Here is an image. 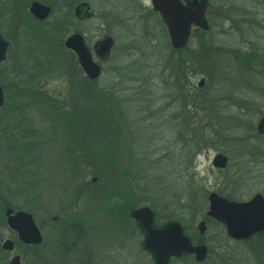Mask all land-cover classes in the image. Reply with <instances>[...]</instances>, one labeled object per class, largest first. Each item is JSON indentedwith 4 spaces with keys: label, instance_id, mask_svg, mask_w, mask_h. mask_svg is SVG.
Here are the masks:
<instances>
[{
    "label": "rangeland",
    "instance_id": "obj_1",
    "mask_svg": "<svg viewBox=\"0 0 264 264\" xmlns=\"http://www.w3.org/2000/svg\"><path fill=\"white\" fill-rule=\"evenodd\" d=\"M90 1L99 16L84 29L89 35L100 34L107 19L115 41L113 56L101 63L103 71L92 86L76 73L74 60L60 46V39L38 30L33 43L18 42L26 60L16 62L14 70L8 58L0 63L5 97L0 108V264H8L15 254L21 257V264H151L139 250L142 236L130 220H121V229L113 221L100 220L99 228L105 232L94 228L97 234L84 229L88 242L82 247L90 257L81 261L74 259L75 251L70 250L71 232L64 236L58 232L53 237L48 227L41 246L16 245L13 252H4L2 240L17 242L6 225L3 205L13 193L19 197H14L15 207L26 211L22 199L34 207L29 213L38 227L45 214L60 218L59 224H86L93 219V226L98 215L94 210L112 214L106 207L119 198L122 205L132 209L149 207L159 224L178 221L194 239L198 223L206 219L209 194L239 201L255 194L264 197V135L256 132L257 122L264 115V61H260L264 57V0H209L211 7L234 8L236 12L222 10L210 15L211 33L204 42L196 40L179 52L167 43L159 23L155 41L157 21L136 1L122 4L121 0V25L117 0ZM239 8L242 13L237 12ZM238 18L241 23L249 20L252 27L244 33L236 31L233 25ZM0 32L5 36L11 33L5 29ZM204 44L202 51L200 45ZM247 49L254 56L249 60L245 58ZM203 52L212 55L211 60L202 59ZM217 53L229 58L213 57ZM55 73L61 77H54ZM200 80H204L202 87L198 86ZM27 101L68 103L70 107L60 111L62 119L65 117L61 128L72 138L77 135V122L85 120L77 115V105L87 108L94 103L93 119L103 121L104 128L100 124L97 129L105 133L99 132L95 141L91 138L88 142L92 144L85 141V156L74 162L77 172L67 171L72 166L65 156V133L54 129L56 141L41 146L38 134L43 133L46 117L40 109L20 110ZM19 146L26 148L29 156H17L32 157L35 164L15 174L18 165L13 157ZM118 150L131 154L127 168L139 167L127 169L132 174L124 175L119 184L117 164L109 168L112 154ZM216 154L228 158L225 170L212 168ZM10 200L14 204L12 197ZM205 225L201 241L208 256L204 264H264V249H257L259 239L235 242L215 222L207 219ZM53 239L58 244H51ZM173 264L193 263L185 258Z\"/></svg>",
    "mask_w": 264,
    "mask_h": 264
},
{
    "label": "flooded vegetation",
    "instance_id": "obj_2",
    "mask_svg": "<svg viewBox=\"0 0 264 264\" xmlns=\"http://www.w3.org/2000/svg\"><path fill=\"white\" fill-rule=\"evenodd\" d=\"M135 1H136V3H138V6L140 8L144 9V11H146V13H148L150 16L152 15L153 19L155 21H157L155 23V32H154L155 41L158 40V38L156 37V35L158 34V29L156 28V26L159 23L160 26H162L161 28H163L164 34L166 35L167 43L171 46L167 28L165 27V25L161 21L158 12L154 10L153 4H152L153 0H148V2L146 4H143L139 0H122V4H132ZM180 1L184 4L183 0H180ZM92 2L93 1H90V0H0V31L5 29V30H8L11 32L10 35H8V36L3 35L1 32H0V35L8 43L6 60L8 58L11 61V64H13V66L11 65L12 70H14V67L16 66V62L20 63L21 61L26 60L25 57L27 56V54L25 53L24 50L19 49L18 42L21 41L22 44L23 43H25V44L33 43L35 35H36L35 31L38 30L41 33H43L44 35L47 34V36L49 38L51 37V35L56 36L57 40L60 39L59 43H60L61 47H63V43L65 42V40L69 36L78 35L79 37H81L84 45L89 50L92 59L97 60L96 61L98 63L97 65H99V67L101 69V73H102L103 67H102L101 63L109 60V58L111 57L115 41H114L113 35L111 33V29L109 27V24L111 23V21L107 23V19H106V22L101 24V28H102L101 29L102 34L100 33L101 35L100 34L89 35V31H86L84 29V26L87 25L88 22L94 20V18H96V17L98 18V16H99L98 13H96L94 8L90 4ZM33 4H38V5L42 6L43 8H47L48 9L47 16L43 19H40L37 17V15L33 14L31 12V7L33 6ZM115 6L118 7L120 10V13H119L120 18H119L118 23H119V25H121V22H120L121 21V0H117V3L115 4ZM228 9L229 8H224L221 6L211 7L209 0H206L205 17L207 20L208 29L207 30H203L201 28L191 29L190 37L187 41V44L185 45V47L182 50L184 51L187 48H189L190 44L192 42L195 43L196 40L198 43L202 44L204 42L203 39H205L206 34L211 33L210 32L211 24L209 21L210 15L215 16L216 14H220V13H222V10L228 14H234L236 12V9H234V8H232L230 10H228ZM237 12L242 13V8L237 9ZM112 13L113 12H109V14H112ZM236 21H237L236 25H233V26H235V29L238 32L241 29L242 32L244 33V31L246 29H250V27H252V22H250L247 19H243L242 23L240 22V18H238ZM244 27H247V28H244ZM67 32H69V33L67 35H65ZM63 36H64V38H63ZM91 37H92V39H91ZM98 37H100V38H98ZM93 38H95V40ZM106 39H109L111 41V47H110L107 55H100L97 51V45L101 41L106 40ZM211 42L213 44L212 46H216V44L214 45V41H211ZM200 46H202L201 50L204 51L205 50V44L200 45ZM65 50L71 54V56L74 60L76 73L78 75H81V77L86 78L83 71L80 69V67L78 65V62H77L75 55L71 51H69L67 49H65ZM182 50H178V52L182 51ZM234 51L239 52L237 50H234ZM245 53H247L245 55V58H247L248 60L251 59V57H254L252 55L253 52H251L250 49L249 50L247 49V52H245ZM201 57L204 60H211L212 55L204 53ZM213 57H216V58L222 57L224 59L229 58V56H226L225 54H222V53H217V55L213 56ZM213 60H215V58ZM253 60H255V59H253ZM226 61H228V60H226ZM256 61H259V60H256ZM260 61H264V57ZM16 73L20 74L21 71H17ZM56 76L57 77L59 76L58 78L61 77L60 75H58V73L54 74V77H56ZM86 82L88 84H90L91 86L95 83L94 81H86ZM29 90H32V88H30ZM32 97L33 98H31V99H34V96H32ZM28 102L29 101H27V103H25V105L24 104L21 105L20 110H27V109H32V108L33 109H40L42 114L46 117L45 118V124L43 127V133L40 135L38 134V138L40 139L39 142H40L41 146H45L46 143L49 141H54V142L56 141V137H54V135H53L54 129H55V132L57 130H59V133L62 135L65 133L64 131H62V128H61L62 121L60 119V116H61L60 111L64 108L66 109V108L70 107V105H68V103H60V102H55V101L50 102V103H38V102L28 103ZM93 105H94L93 102H90L87 105V108H84V107L77 105V107L79 108V109H77V115H83V116L86 115L87 118L88 117L90 118L89 119L90 121H87V126L85 129H83V121L84 120H82V123L77 122V124H78V127H77L78 129L76 131L77 135H76V137L73 138V141L74 140H76V141H85L86 140V142H87L88 139L93 138L92 133H93V127H94L95 122L97 123V125H99V126L102 125L104 128L105 125L101 124V123H103L102 120L93 119V114H94V110H95V106H93ZM74 107H75V105H74ZM82 108L86 111V114L83 112ZM105 110H106V108H105ZM23 120H24L23 122H25V121L27 122L26 118ZM103 131H104L103 132V134H104L105 130H103ZM261 135H264V132ZM63 137H64V139H63L64 144L66 142L69 143L72 141L71 136L65 135ZM104 138H106V137H104ZM61 141H62V138H61ZM56 152H57V150H56ZM17 154H19V153L16 152V155ZM20 156H22V155H20ZM226 159H227L226 167L222 170H225L227 168L228 158L226 157ZM211 166H212V161H211ZM74 170H77V168H74V169L72 167L67 168V171L69 174L74 173ZM217 170L222 171L221 169H217ZM80 195H81V191L79 194L77 193L78 198ZM77 196L75 194L76 198H77ZM118 201L120 202V199H118ZM241 201H245V200H241ZM6 209L7 208H5V210ZM110 209L111 208L108 205V207H106V210L110 211V212H115V211H112ZM96 210L98 212L97 213L98 215H96L97 217H96L95 222L97 221V223L95 224V222H94L93 226L91 225V222H93V219L91 220L90 223L86 222V224L79 223V222H73V223L70 222L71 224H68L69 221H67V223H65V224H59L60 218L58 219L57 216H49V215L45 214L43 216L44 220H42L43 224L41 223L40 224L41 227L40 226L38 227L39 232L41 234V238H42V241H41L39 246L44 244L46 241V238L43 235V233L46 230V227H48V229L52 233L53 237H57L58 232L61 233L62 227H63V228H65L66 231H69L72 234L73 245L69 244V247H70V250L72 249L71 252L75 251L74 252V259L77 258L79 261H81L82 259L84 260V259L90 257V253L88 252V250L85 249V247H82L84 243L88 242V240L86 238L87 232L84 229H86L88 227L91 230L90 232H95V229L99 233L105 232V230L101 227L99 228V225H98V222L100 220H105V219L113 221L121 229V211H119L117 214L113 215L114 217L111 218L109 213H106V212L101 213L100 208L95 209L94 211H96ZM57 221H58V225H57ZM78 229H79V231H77ZM16 236L17 235L14 233V237H16ZM83 237H85V239H83ZM5 240H11V239H5ZM85 240H87V241H85ZM11 241L14 243V249H16L15 248L16 245L19 247L23 246L20 243L18 245V243L14 240H11ZM52 241H54V243L51 242V244L57 243V241L55 239H53ZM202 243L203 242H201L199 240L198 242L195 241L194 245H200ZM24 247L31 248L34 246H24ZM75 247H78V248L75 249ZM142 253L146 257H148L151 264H155V257L150 252L143 250ZM207 256H208V253H207ZM185 258H188V262H192L193 264H204V263H206V260H207V257H206L202 263H197V262H195L193 255L181 254L180 256L171 257L168 260L167 264H173L174 261L181 262Z\"/></svg>",
    "mask_w": 264,
    "mask_h": 264
},
{
    "label": "water",
    "instance_id": "obj_3",
    "mask_svg": "<svg viewBox=\"0 0 264 264\" xmlns=\"http://www.w3.org/2000/svg\"><path fill=\"white\" fill-rule=\"evenodd\" d=\"M153 0L154 10L161 17L166 26L174 49H182L190 36L192 28L208 29L205 18L206 0ZM31 12L43 19L48 14V9L38 4H33ZM64 47L72 50L78 58V62L90 80H95L100 74L99 67L92 61L89 51L84 46L81 37L73 35L69 37ZM111 47V41L106 39L97 45L100 55H107ZM8 43L0 35V62L6 58ZM204 80H200L198 86L202 87ZM4 103L3 90L0 86V107ZM257 132H264V116L256 125ZM227 159L218 154L212 166L218 169L226 167ZM95 180H93L94 182ZM6 224L17 233L19 241L26 245H39L41 234L35 225L32 215L11 209H6ZM206 216L224 225L226 235L234 241L250 239L253 235L264 232V197L255 194L244 202L233 201L211 193L208 196V211ZM129 217L134 220L145 233L142 247L153 254L155 264H167L170 256L181 254H193L195 261L201 262L206 256L204 245L192 246L190 239L184 234L179 222H168L163 226L154 225V213L148 207H141L130 212ZM197 229L200 235L205 232V222L198 223ZM2 249L11 252L14 243L6 240L2 243ZM9 264H20L19 256L10 259Z\"/></svg>",
    "mask_w": 264,
    "mask_h": 264
},
{
    "label": "trees",
    "instance_id": "obj_4",
    "mask_svg": "<svg viewBox=\"0 0 264 264\" xmlns=\"http://www.w3.org/2000/svg\"><path fill=\"white\" fill-rule=\"evenodd\" d=\"M86 94H88V93H83V95L86 97ZM89 96V95H88ZM85 97H84V99H85ZM89 98V97H88ZM83 110V112L86 114V111L84 110V109H82ZM74 115H76V113H73ZM78 116H80V115H78ZM82 117H84L85 118V120L83 121V129H85L86 128V126H87V116L85 115V116H82ZM109 118L110 119H114V117L113 116H109ZM60 119H62V115L60 116ZM65 117H63V119H62V123H65ZM71 119H69V121H70ZM122 121V120H121ZM111 123H113V122H111ZM97 128H99V126L97 125V123L95 122V124H94V129H93V133H92V135H93V140L95 141V139H97L96 137H98V133L99 132H101L100 130H98ZM103 132L104 131H102L101 133H100V135H102L103 134ZM31 134H33L32 132H31ZM64 135H67L66 133L64 134ZM253 135L256 137V133H253ZM72 138V137H71ZM90 139H88L87 140V143H93V141L92 142H88ZM86 141V140H85ZM85 141H76V140H74L73 141V138H72V141L71 142H69V143H65V144H63L65 147H66V153L67 154H65V156L67 155V157H68V160H69V162L71 163V166H72V168L74 169V168H77L75 165L76 164H74V162H76L77 161V158H82L81 156H85V154H86V151H85V147H86V145H87V143H85ZM90 144V145H91ZM97 145V144H96ZM90 148V147H89ZM84 149V150H83ZM27 150H26V148H22L21 146H19V147H17V149L14 151L15 152V157H13V159L17 162L16 164L18 165V169H17V166H15L16 167V170L17 171H15V174H18V172H19V170H23V168L25 167V168H28V167H30V166H32L33 167V165L35 164V161H34V159H32V157H25V158H19V156H17L16 155V152H18V153H25ZM88 151V150H87ZM105 154V153H104ZM113 155V160L111 159V165L109 166V168H111V167H113L115 164H117L116 166H115V169L117 168L118 169V177H117V183L119 184L120 182H121V180L124 178V175H126V176H128V175H130V174H132V172H128V171H126L127 169H129L130 171H132V167H133V169H134V167L135 168H139L138 167V165H132L131 167H128L127 168V165H126V163H128L131 159H130V156H131V154H128L125 150H118V152H115L114 154H112ZM130 155V156H129ZM23 156H29V155H27L26 153L25 154H23ZM102 156H103V154H102ZM108 156H111V154L110 155H108ZM22 157V156H21ZM112 157V156H111ZM132 157V156H131ZM115 158V159H114ZM87 159V158H86ZM128 160V161H127ZM81 163V162H80ZM121 163V164H120ZM130 165V162L128 163V166ZM75 172H77V170H74V173ZM128 173V174H127ZM19 174H20V172H19ZM16 176L17 175H15V178H16ZM112 177H115L114 175H112ZM12 181L14 182V183H16V181L15 180H13L12 179ZM23 187V186H22ZM20 188V186L17 188V189H19ZM120 192H121V189H120ZM14 195V196H13ZM121 195V194H120ZM19 196H22V195H19ZM12 197V199H13V201H14V204H15V199H14V197H18L17 195H16V193L14 194H12V195H10V198ZM1 198V197H0ZM10 198H7V201H9L8 203H7V201L6 202H4V207L5 208H11V209H14V210H22L21 208H17V207H15L16 206V204L14 205L12 202H11V200H10ZM19 198V197H18ZM23 198H26V195L24 194L23 195ZM121 198V197H120ZM229 198V197H228ZM119 199V198H118ZM118 199L117 200H115V204H113V203H110V210H112V211H115V209H117V211H115V212H112V214H110V217L111 218H113L114 216L113 215H115V214H117L119 211H121V220H124V221H129V219H128V213H129V209L131 208L132 209V207H130L129 205H122L121 204V201L119 202L118 201ZM230 199H233V200H238L237 198H233V197H230ZM1 201V200H0ZM3 201V200H2ZM28 201V200H27ZM24 205V206H23ZM22 208L23 209H25L26 211H30V212H32V211H34V207L33 206H27V204H26V201L24 200V199H22ZM25 207V208H24ZM68 209V208H67ZM119 209V210H118ZM185 229V228H184ZM62 232H63V235L62 236H64L65 234H68V232L69 231H66L65 230V228H63L62 227ZM185 233L192 239V240H196V239H194L193 237L194 236H190L186 231H185ZM196 234V233H195ZM196 237H197V241H199V240H201L200 238H199V236L196 234ZM255 238V240H258L259 239V244H257V246H258V248L257 249H259V250H262V249H264V243H263V238H264V233L263 234H259V235H257V236H255L254 237ZM25 248H28V247H25ZM256 248V247H255ZM264 251V250H263ZM262 252V251H261ZM260 253V252H259ZM263 260H264V257H263ZM264 262V261H263Z\"/></svg>",
    "mask_w": 264,
    "mask_h": 264
}]
</instances>
